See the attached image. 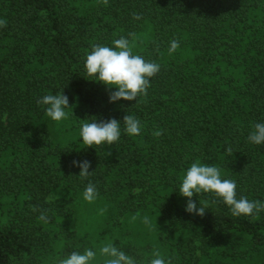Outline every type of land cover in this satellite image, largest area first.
<instances>
[{
	"label": "trees",
	"instance_id": "1",
	"mask_svg": "<svg viewBox=\"0 0 264 264\" xmlns=\"http://www.w3.org/2000/svg\"><path fill=\"white\" fill-rule=\"evenodd\" d=\"M0 21V264H58L94 250L78 235L80 212L71 221L70 207L50 200L56 190L79 199L88 180L114 205L117 246L137 264L155 251L169 264H264V210L236 217L201 193L192 199L209 209L190 215L175 192L199 160L234 179L238 197L264 201V145L247 142L264 122V0H0ZM129 33L146 36L133 52L161 69L136 103H109L84 59ZM172 39L180 47L169 54ZM62 90L74 133L37 104ZM129 114L140 135L95 149L81 142L79 119L122 124ZM74 160L91 163L88 180Z\"/></svg>",
	"mask_w": 264,
	"mask_h": 264
},
{
	"label": "clouds",
	"instance_id": "2",
	"mask_svg": "<svg viewBox=\"0 0 264 264\" xmlns=\"http://www.w3.org/2000/svg\"><path fill=\"white\" fill-rule=\"evenodd\" d=\"M4 21H0L2 26ZM134 34L121 36L111 42V45L96 44L86 54L83 63V71L90 81L102 84L109 92V103L120 101L137 102L138 97L147 94L150 78L161 69V65L146 60L142 55L133 52ZM180 47L177 39L169 42L168 52L174 53ZM45 115L52 121L59 123L69 118V98L63 94V90L56 94H44L37 99ZM72 110V109H71ZM73 114V113H72ZM79 136L86 148L101 145H112L119 141L122 133L128 136H138L142 133L143 125L134 115H125L123 123L117 119H79ZM159 134V133H157ZM247 142L252 145H264V122H256L251 125L247 136ZM231 153L232 149H226ZM73 167H78L79 177L88 180L91 175L88 160L73 161ZM237 184L234 179L223 178L222 170L215 164H205L199 160L194 161L185 170L184 175L175 191L180 197L185 198L184 211L187 214L203 216L207 203H202L197 194L212 195V203L217 201L228 207L233 216H253L264 210V201L249 200L244 196H237ZM99 195L94 183L88 180L84 187L82 198L86 202H93ZM40 220L47 222V215L41 212ZM145 223H148L145 220ZM99 256L103 264H137V260L125 250L114 243H107L99 248ZM97 259V251L86 248L83 252L72 251L66 257L59 259L58 264H93ZM149 264H169L159 251L153 253Z\"/></svg>",
	"mask_w": 264,
	"mask_h": 264
},
{
	"label": "rangeland",
	"instance_id": "3",
	"mask_svg": "<svg viewBox=\"0 0 264 264\" xmlns=\"http://www.w3.org/2000/svg\"><path fill=\"white\" fill-rule=\"evenodd\" d=\"M146 39V36H140L135 39L133 41V50L139 52L143 48L142 46L145 44ZM58 125L63 130H66V132L68 131L74 133L72 128L70 127L72 123L69 118L59 122ZM183 175L184 173L181 175L180 181ZM50 200L52 202H57L58 204L60 203L63 206L66 205L67 208L70 207L71 210L70 208H68V210L70 211L69 216L72 215L70 217L71 221L76 220L78 218L76 214L80 212V217L77 219V221L79 222L78 235L81 238L85 237L86 240L92 245L94 250L97 251V259L93 262V264H103V261L99 256V248L109 242L116 245L120 242L119 237L116 233V227L112 224V221L109 220V215L111 213L113 214L116 210L114 208V205L108 204L102 199H96L91 203L84 201L82 197L73 200L72 194H68L59 190H56L51 194ZM81 211H83V213H81ZM70 218H68L67 220L70 221ZM7 220V216L0 212V224H5ZM151 223L155 224L156 219L153 218ZM144 238L145 234L140 237L138 243H141ZM214 260L215 258L213 257H211L210 259H205L203 261V264H211ZM249 262V264H258L259 259H254V257H252Z\"/></svg>",
	"mask_w": 264,
	"mask_h": 264
}]
</instances>
